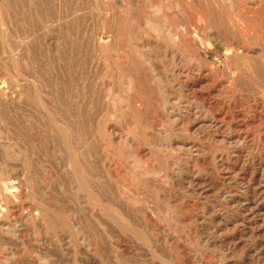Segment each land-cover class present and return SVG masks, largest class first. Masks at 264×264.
Returning a JSON list of instances; mask_svg holds the SVG:
<instances>
[{"label":"rangeland","instance_id":"1","mask_svg":"<svg viewBox=\"0 0 264 264\" xmlns=\"http://www.w3.org/2000/svg\"><path fill=\"white\" fill-rule=\"evenodd\" d=\"M233 1L235 3L230 4L228 0H0V83L3 91L0 92V134L2 133L1 135L3 136L0 135V166L2 167H0V194L3 193L1 195L3 198L0 196V238L2 239L0 240V250L2 251H0V261L7 256L5 246L10 245L12 249L13 247L15 249L13 250L18 264H31L30 262L32 261V264H264V153L257 154V156L243 149L239 156L240 159L234 158L231 160L224 171L215 168L211 169L212 161H214L213 156L223 154L225 158H232V154H230L227 145L213 140L212 137L208 138L210 135L207 136V132L196 137V143L205 147L201 151L203 158H206L204 159V165L211 169L205 175L208 178L210 187L207 194L203 197L196 194L197 196L190 195L188 197L184 195L182 199L180 198L177 204H197L198 208L193 212L176 214L175 216L177 217L169 212L170 205L174 203L173 199L165 198L164 194L158 190L148 192V188L142 186L137 188L132 185L129 176L132 171V161L130 159L125 158L121 161L123 177L115 174L118 177L116 178L113 175L112 179H115L116 184L124 186L132 196L144 197L147 204H155L158 209L148 212L138 209L130 210L125 212L126 215H124L122 213L124 211L119 210L115 206V202L116 204L120 202L119 197L115 196L111 190L109 192L107 184L100 176L103 169L100 166L104 164L102 153L107 154L112 159H120L118 154H116V147L108 137L112 126L116 124L111 118L108 108L116 93H119V91L120 93H125L127 90L129 81L127 80L128 70L122 64H118L116 58L123 57L122 62L125 61V56L118 49V42L121 43L123 48L125 46L127 48L128 38L122 25L129 21L134 23L132 32L138 36L140 44L149 41L148 44L151 43L155 47L156 45L161 46L158 48L159 51L152 48L148 52L153 54L154 58L151 54L150 56L153 58V64L160 76L162 74H168V76L172 74L169 64L170 58L166 53L169 48L167 42L163 40L164 36L162 35L164 33H161V31L157 32V30L153 32L147 22L156 21L157 23H162L167 20V25L171 27L172 32L178 34L183 40L192 41L197 36V38L203 37L208 42L210 41L206 43L212 44L208 56L205 58L203 53H201L200 57L202 60H200L198 55L194 57L195 63L198 65L197 72L194 73L197 79L194 85L195 89H193L195 97H197L196 105L203 106L204 104L211 108L215 116L219 118V121L232 125L234 133L247 134L246 137H249L247 139L250 144L256 143V138H262L263 143L258 144L264 150V109L258 110L257 108L258 105L264 103V76L254 70V65L249 62L246 56V52L253 53L256 51L261 54L264 71V0H237L238 3L236 0ZM213 6L219 10L222 9V12L224 11L222 13H225L221 20L222 22H210L209 17L205 15L206 12L204 11L207 10V7ZM237 6L241 7L243 12ZM234 21H239L246 29H239L242 39H244H241V43L236 42L233 45H229L233 49L241 47L239 49L244 52L243 59L239 63L227 62L224 51L221 50L222 45L219 42L216 43L218 40L231 38L236 34V30L232 27ZM258 27L259 29H257ZM255 30L257 31L256 34ZM248 34L253 37V41L250 40L251 38ZM179 53L176 65L181 69L185 61L181 59L182 54L180 51ZM85 54L91 55L88 66H85ZM231 65L234 66L232 67ZM144 66L149 67L148 65ZM226 67L232 72H229L230 75L225 71ZM247 67L250 68L251 73L247 72ZM200 76L204 80L205 85L198 82L200 81ZM86 77L89 80H86ZM104 78L106 81L103 80ZM180 79L181 82L185 81L183 77ZM97 80H100L107 87L112 85L113 89L112 91H108L106 88L102 89L100 98L99 95L95 94L92 95L93 99L91 93L95 92L92 86ZM168 80L164 81L163 84L168 85L170 78ZM10 81L12 82L10 83ZM44 84L46 86H43ZM86 84L89 87L83 89ZM39 85L41 86L39 87ZM25 90L27 91L23 93L22 91ZM136 90H139L138 87ZM85 92L90 93L88 98L93 103L90 111L92 115L90 131L91 129L93 131L87 134L86 138H84L82 133V123L77 120H81L79 110L83 99L81 96ZM103 92L105 93L103 94ZM112 94L115 95L113 96ZM130 94L134 95L133 92ZM41 95L44 96V99ZM38 96L41 100H39ZM170 100L173 101V98ZM255 102H258L257 105ZM222 105H225V109L222 108ZM45 114L48 115V119ZM102 117L105 118L103 119ZM157 122L160 123L159 121ZM165 127H167V123H165ZM121 128L130 130L133 134L136 132L134 126L126 125V123H123ZM223 131L220 129L219 134H222ZM75 140L76 142L78 141V144ZM85 143L91 147L92 152L88 174L84 173L81 163ZM207 143L210 145V149L213 147L212 149L215 152L211 151L212 149L208 150L209 145ZM111 145L112 147H110ZM42 147H44V150ZM94 150L96 153L93 152ZM32 151H35V153H32ZM163 155H165V159L155 158L147 150L141 162L142 164H149V166L158 170L162 169L161 171L165 172L170 168L167 164V159L172 160V158L176 159L181 156V154L173 152L164 153ZM59 159L63 160L60 161ZM65 159L68 160L65 161ZM69 159H72L78 169L82 171L80 175L74 173ZM99 162H101V165ZM49 163L50 165H48ZM238 163L240 165L244 163L246 176L249 178L252 176L256 179V194L248 192L246 198L230 179L234 175L233 170L237 168ZM97 167L98 170H95ZM65 176H67V179L64 178ZM241 176L244 177V174L241 173ZM36 181L40 182L36 183ZM246 181L247 179L243 182L248 186ZM171 184H169L170 193L173 190L175 193L181 191L175 184H172L173 186ZM34 187L38 190L35 191ZM184 188L187 189L186 186ZM28 191L30 193H26ZM38 191L41 193H38ZM226 195H229L228 198H224ZM78 196L79 198H77ZM141 197L137 198L141 199ZM10 198H12V201L9 200ZM45 199H48V202ZM95 199L97 200L95 201ZM97 201L101 202V205H107L111 208H104L105 210L96 208L94 203H97ZM171 201L173 202L170 203ZM12 202L15 203L12 204ZM102 202L107 203L102 204ZM109 203L112 204L110 205ZM247 203H252L257 208L249 210L241 206V204ZM88 208H90L89 212ZM41 209H43V213L40 214ZM106 212L109 216L105 214ZM233 212L240 214L235 215ZM116 215H120V218ZM31 216H34V218ZM115 216L118 220L115 219ZM216 216L219 217L215 219ZM26 218H28V221ZM174 218L178 219L174 220ZM50 219L54 220V222ZM179 222L180 224L183 223V225H178ZM52 224L54 225L52 226ZM9 225H17L18 247L14 244H9L10 242L13 243L11 236L8 235V231H11L8 228ZM6 234L8 238L10 237L9 239L6 238ZM27 243L30 245H27ZM205 246L206 249L204 248ZM34 247H37V249ZM38 250H40V253ZM194 254L202 257L203 262L197 260ZM223 254L227 257L223 256ZM19 256L21 257L20 259ZM38 257L41 259H38ZM9 264L16 263L11 262Z\"/></svg>","mask_w":264,"mask_h":264},{"label":"bare ground","instance_id":"2","mask_svg":"<svg viewBox=\"0 0 264 264\" xmlns=\"http://www.w3.org/2000/svg\"><path fill=\"white\" fill-rule=\"evenodd\" d=\"M125 1V0H124ZM177 1V0H176ZM217 1V0H216ZM230 2V4L235 3V1L233 0H228ZM242 1V0H240ZM3 2V1H2ZM237 2V0H236ZM218 3V2H217ZM228 3V2H226ZM225 3V4H226ZM238 3V2H237ZM207 4V2H206ZM221 4V3H220ZM229 4V5H230ZM240 4V3H239ZM219 5V4H218ZM235 5V4H234ZM202 6V5H201ZM210 6V5H209ZM220 6V5H219ZM217 7V6H216ZM238 7V6H237ZM236 7V9H238ZM204 8H206L204 6ZM231 9H233L232 7H230ZM157 10V9H156ZM203 10V9H202ZM206 10V9H205ZM222 10V9H221ZM219 10L218 8L213 7H207V10L204 11L206 12L205 15H207V17H209L210 22H222V18L224 17V14H222L223 12ZM239 10L242 11L241 7L239 8ZM230 11V10H229ZM227 12V11H226ZM236 12V11H235ZM130 13V12H129ZM156 13V12H155ZM232 14V12H230ZM131 14V13H130ZM238 14V13H237ZM244 15V14H243ZM230 16V15H229ZM227 18V17H226ZM235 18V17H234ZM225 19V18H224ZM239 20V19H238ZM249 20H251L249 18ZM113 21V20H112ZM233 21V20H232ZM231 21V23H232ZM253 21V20H252ZM121 23V22H120ZM149 23V26L152 28V31L154 32V30H157V32L161 31V33H164L162 36L163 40H165L168 44V50H166L167 55L169 56V64L171 67V72L172 74L170 76H168V74H162V76L159 75V72L157 73L156 71V67L153 64V54L148 53L150 49H156L159 51V47L156 45L153 46L151 45V43L148 44L144 42V44H140L139 42V38L137 35H135L132 32L133 29V21H129L127 23H124V25H122L123 30H125V33L127 34V48H123L121 46V43H119V51H122V54L125 56V61H123V57H117L116 58V62L118 64H122L125 69L128 70V83H127V90L125 93H116L114 100H111V104L110 107L108 108L110 111V115L111 118L116 122V124L114 126H112L108 137L110 138V141L113 143V145L116 147L113 148L116 150V154H118V156L120 157V159L115 160L110 158L107 154L102 153V160H103V166L100 163V168L103 167L102 169V173H101V178L104 180V182L107 184L108 186V190L110 192V190L115 194V196H118L120 199V202L116 204L115 202V206L119 209L122 210L124 212H128L130 210H142L144 212H148L150 210H155L156 208L158 209V206L154 205H149L146 203L144 197L138 196L137 197H141V199H138L135 196H132L131 194L128 193L127 189L122 186V185H118L115 183V179H112L113 175L117 174L118 176L121 175L122 176V162L123 159H130L132 161V171L129 174L130 176V180L132 185H135L137 188L139 186L148 188V192L152 191H159L162 192L164 194L165 198H170L174 200V203H172L173 201H171L170 203H172L169 207V212L172 215H176L179 213H187V212H193L196 211L198 208L197 204H192L187 205H179L177 204V201L182 197H184V195H187L188 197L190 195L195 196L196 194L201 195V197L205 196L209 190V183H208V178L207 176H205L207 174V172L213 168L217 169V170H223L227 167V164L233 160L234 158L240 159L239 156L242 152L243 149H246L247 151H249L251 154H262L264 153V150L261 149V145L259 146L258 143H263V139L262 138H256V143L254 144H250L248 139L249 137H246L247 134H237L234 133V131L232 130V125L227 123V122H223V121H219L213 110L207 106H205L203 104V106H197V97H195V91L193 89L194 85L196 83V76L194 75L195 72H197V63H195L194 57L196 55H198V57L201 59L200 55L201 53H203L204 57L206 58L211 50V45L206 44L209 43L208 40H205L202 38H196L192 41L190 40H183L178 34L173 33L172 29L169 25H167V20H164L162 23H157L156 21H150L147 22V24ZM244 24V22H242ZM113 24V23H112ZM215 24V23H213ZM225 24V23H224ZM247 24V23H245ZM250 24V23H249ZM211 25V24H210ZM219 25V24H218ZM222 25V24H221ZM229 25V24H228ZM256 25V24H255ZM261 25V24H260ZM113 26V25H112ZM118 26H120L118 24ZM216 26V24H215ZM228 27V26H227ZM232 27L234 28V30H236V34L234 35L233 33V37L231 38H225L222 40H218L216 41L219 42L220 45H222V49L224 51V55L226 56V60L227 62L233 61L234 63H239L242 61L243 59V51L240 50L239 48L241 47H237V48H230L229 45H233L236 42L241 43V33L239 31L240 28H244L245 27L239 22V21H234L232 24ZM246 27H248L246 25ZM252 27V26H249ZM219 28V27H218ZM221 28V27H220ZM117 29V28H116ZM216 29V28H215ZM227 29V28H226ZM259 29V27L257 28ZM225 30V29H222ZM256 31V30H255ZM156 32V31H155ZM156 32V33H157ZM216 32V31H215ZM248 32V31H247ZM260 32V30H259ZM110 33V32H109ZM120 33V32H119ZM123 33V31H122ZM229 33V31H228ZM257 33V31L255 32V34ZM116 34V33H115ZM191 34V33H190ZM217 34V33H216ZM224 34V33H223ZM247 34V33H246ZM254 34V35H255ZM106 35V34H105ZM249 35V34H248ZM109 36V35H108ZM160 36V35H159ZM256 36V35H255ZM95 37V36H94ZM145 37V36H144ZM187 37V36H186ZM230 37V36H229ZM250 37V35H249ZM93 38V37H92ZM160 38V37H158ZM162 38V37H161ZM206 38V36H205ZM244 38V37H243ZM250 40H254L252 39L253 37H250ZM257 38V36H256ZM95 39V38H94ZM93 39V40H94ZM248 39V38H247ZM262 39V38H261ZM99 40V38H98ZM115 40V39H114ZM113 40V41H114ZM244 40V39H242ZM263 41V40H261ZM104 42V41H103ZM116 42V41H115ZM126 42V41H125ZM154 42V41H152ZM157 42V41H156ZM112 43V42H111ZM155 43V42H154ZM244 43V42H243ZM242 43V44H243ZM255 43V42H254ZM116 44V43H115ZM209 46H206V45ZM218 44V45H219ZM166 45V44H164ZM247 45V44H246ZM213 47V46H212ZM253 47V46H252ZM100 48V47H99ZM109 49V48H108ZM218 49V48H217ZM214 50V49H213ZM73 51V50H72ZM154 51V50H153ZM179 51L182 54V58L185 61L184 66L180 69L178 68L179 66L176 65V59H178V55L180 54ZM71 53V52H70ZM99 53V51H98ZM156 53V52H155ZM222 53V52H221ZM76 54V53H75ZM95 54V53H94ZM150 54L153 56V58L150 56ZM157 54V53H156ZM160 54V53H159ZM163 54V53H162ZM161 54V55H162ZM246 56L247 59L249 60V62H251L254 65V70L263 74L264 76V71H263V58L261 56V54H259L258 52L254 51L253 53L251 52H246ZM78 55V54H77ZM100 55V54H99ZM111 55V54H110ZM91 56V55H90ZM90 56L85 54L84 55V60H85V66H88V62L90 60ZM157 56V55H156ZM116 57V56H115ZM161 57V56H160ZM224 57V56H223ZM78 58V57H77ZM93 58V56H92ZM168 60V59H167ZM77 61V60H76ZM110 61V60H109ZM183 61V60H182ZM183 61V63H184ZM222 61V60H221ZM99 62V61H98ZM245 62V61H244ZM166 63V62H165ZM179 63V62H178ZM200 63V62H199ZM168 64V62H167ZM213 64V63H212ZM229 64V63H228ZM232 64V63H231ZM243 64V63H242ZM245 64L247 65V63L245 62ZM251 64V65H252ZM117 65V64H116ZM144 65H148L149 67H145ZM167 66V65H166ZM178 66V67H177ZM232 66V65H231ZM234 66V65H233ZM232 66V67H233ZM122 67V66H121ZM213 67V66H212ZM168 68V67H167ZM166 68V69H167ZM158 69V68H157ZM170 69V68H169ZM245 69V68H244ZM243 69V70H244ZM247 72L251 73L250 68H248ZM161 70V69H160ZM110 71V70H109ZM164 71V70H163ZM226 72H230V69L228 67L225 68ZM232 71V70H231ZM239 71V70H238ZM246 71V70H245ZM253 71V70H252ZM125 72V71H124ZM162 72V71H161ZM242 72V71H241ZM246 72V73H247ZM105 73V72H104ZM169 73V72H168ZM200 73V72H199ZM232 73V72H230ZM229 73V75H230ZM234 73V72H233ZM108 74V73H107ZM119 74V73H118ZM117 74V75H118ZM248 74V73H247ZM259 74V73H258ZM261 74V75H262ZM16 75V74H15ZM101 75V74H100ZM111 75V74H110ZM113 75V74H112ZM260 75V76H261ZM124 76V75H122ZM168 76V77H167ZM262 76V78H263ZM115 77V76H114ZM181 77L185 78L184 82H181ZM102 78V76H101ZM125 78V77H124ZM170 78V82H168V85H164L163 82L167 81ZM204 78V77H203ZM235 78V77H234ZM247 78V77H246ZM96 79V78H94ZM107 79V78H106ZM109 79V78H108ZM121 79V78H120ZM86 80H89L88 77H86ZM105 80V78L103 79ZM111 80V79H110ZM202 77L200 76V81H198L199 83H203L204 84V80H202ZM231 80V79H230ZM106 81V80H105ZM169 81V80H168ZM264 81V80H263ZM12 81H10L11 83ZM37 82V81H36ZM35 82V84H36ZM88 82V81H87ZM93 82V81H92ZM125 82H127L125 80ZM94 83V82H93ZM107 83V82H106ZM15 84V83H14ZM43 84V82H42ZM85 84V83H84ZM90 84V83H89ZM111 84V83H109ZM118 84V83H117ZM16 85V84H15ZM83 85V84H82ZM205 85V84H204ZM258 85V84H257ZM4 86V85H3ZM41 85H39L40 87ZM43 86H46L45 84ZM7 87V86H6ZM9 87V86H8ZM22 87V86H21ZM37 87V86H36ZM89 85L86 84V87H84L83 89L88 88ZM94 88V92L95 93H91L92 95H102V89H107L108 91H112V85L111 86H106L104 83H102L100 80H97L96 83L93 84L92 86ZM114 87V86H113ZM138 87L139 90H136ZM17 88V87H16ZM27 88V87H26ZM38 88V87H37ZM117 88V87H115ZM201 88V87H200ZM14 89V87H13ZM12 89V90H13ZM20 91L21 89L18 88ZM23 89V88H22ZM41 89V88H40ZM46 89V88H45ZM30 90V89H29ZM39 90V89H38ZM65 90V89H64ZM91 90V89H90ZM263 90V89H262ZM22 91L23 93L26 92ZM31 91V90H30ZM40 91V90H39ZM38 91V94H39ZM85 91V90H84ZM89 91V90H88ZM92 91V92H93ZM258 91V90H257ZM261 91V90H260ZM0 92H3L1 90V83H0ZM37 92V91H36ZM133 92L134 95H131L130 93ZM5 93V92H4ZM11 93V92H10ZM21 93V92H20ZM19 93V94H20ZM43 93V92H42ZM105 92H103L104 94ZM108 93V92H106ZM115 93V92H113ZM9 94V93H8ZM13 94V93H11ZM22 94V93H21ZM20 94V95H21ZM32 94V93H31ZM90 94V93H89ZM88 92H85V94H83L81 96L82 101H81V105H80V110H79V114L81 117V120L77 119L78 121H81L82 123V130H83V134H84V138H86L87 134H89L91 131H93L91 129L90 131V124H91V101L88 98ZM45 95V93H44ZM109 95V94H108ZM113 95V94H112ZM113 95V96H114ZM3 96V95H2ZM1 96V98H2ZM15 96V95H14ZM42 96V95H41ZM202 96V95H201ZM5 98V96H4ZM18 98V96H17ZM39 98V96H38ZM42 98L44 99V96H42ZM57 98V95H56ZM93 98V96H92ZM91 98V99H92ZM111 98V96H110ZM109 98V100H110ZM173 98V101H171L170 99ZM42 99V100H43ZM94 99V98H93ZM92 99V100H93ZM16 100V99H14ZM19 100V99H18ZM17 100V101H18ZM22 100V99H21ZM20 100V101H21ZM39 100H41L39 98ZM47 100V98H46ZM7 101V100H6ZM45 101V100H44ZM49 101V100H48ZM99 101V100H98ZM97 101V102H98ZM199 101V100H198ZM8 102V101H7ZM10 102V101H9ZM104 102V101H103ZM200 102V101H199ZM2 103V102H1ZM100 103V102H99ZM256 103V102H255ZM254 103V104H255ZM258 103V102H257ZM256 103V105H257ZM10 104V103H9ZM8 104V105H9ZM49 104V103H47ZM69 104V103H68ZM97 104V103H96ZM104 104V103H103ZM206 104V103H205ZM40 105V104H39ZM42 105V104H41ZM51 105V104H49ZM71 105V104H70ZM74 105V104H73ZM99 105V104H98ZM97 105V107H98ZM101 105V104H100ZM107 105V104H106ZM199 105V103H198ZM46 106V105H44ZM43 106V107H44ZM72 106V105H71ZM210 106V105H209ZM48 107V106H47ZM107 107V106H105ZM11 108V107H10ZM41 108V107H40ZM50 108V107H49ZM69 108V107H68ZM219 108V107H218ZM222 108L225 109V105H222ZM258 110H263L264 109V103H261L260 105L257 106ZM101 109V108H100ZM107 109V108H106ZM105 109V111H106ZM78 110V109H77ZM102 110V109H101ZM40 112V110H39ZM43 112V111H42ZM46 112V111H45ZM49 112V111H47ZM103 112V111H102ZM34 113V112H33ZM78 113V112H77ZM108 113V112H107ZM76 114V112H75ZM74 114V115H75ZM102 114V113H101ZM35 115V114H34ZM39 115V114H38ZM47 116L48 119V115L45 114ZM72 115V114H71ZM77 115V114H76ZM41 116V115H40ZM50 116V115H49ZM105 116V115H104ZM109 116V114H108ZM36 117V116H35ZM74 117V116H73ZM45 118V117H44ZM43 118V119H44ZM50 118V117H49ZM103 118V117H102ZM105 118V117H104ZM103 118V119H104ZM34 119V118H33ZM67 119V118H66ZM76 119V117H75ZM102 119V120H103ZM51 120V119H49ZM33 121V120H32ZM38 121V120H37ZM45 121V120H44ZM54 121V120H53ZM70 121V120H69ZM68 121V122H69ZM157 121H159L160 123H158ZM228 121V120H227ZM230 121V120H229ZM34 123V121H33ZM44 123V122H43ZM65 123V122H64ZM76 123V122H75ZM98 123V122H97ZM129 124L132 125L136 128V132H134V134L130 131V130H124L123 128H121L122 124ZM165 123H167V127H165ZM233 123V122H232ZM71 124V123H70ZM100 124V123H99ZM101 124H103L101 122ZM41 125V124H40ZM59 125V124H58ZM67 125V124H66ZM76 125V124H75ZM81 125V124H80ZM93 125V124H92ZM34 126V124H33ZM36 126V124H35ZM71 126V125H70ZM73 126V125H72ZM95 126V125H94ZM49 127V126H48ZM68 127V125H67ZM74 127V126H73ZM77 127V126H76ZM35 128V127H34ZM38 128V127H37ZM43 128H45V126H43ZM69 128V127H68ZM92 128V126H91ZM103 128V127H102ZM41 129V128H39ZM46 129V128H45ZM65 129V128H64ZM67 129V128H66ZM74 129V128H72ZM76 129V128H75ZM78 129H80L78 127ZM220 129L224 130L222 132V134H219ZM70 130V129H69ZM42 131V130H40ZM64 131V130H63ZM164 131V133H163ZM62 132V131H61ZM205 132H207V136L208 138H211L215 141H219L222 142V144H225L228 146L229 148V152L230 154H232V158H228V157H224L223 154L219 155L216 151V153L218 155L213 156L214 157V161L212 164V168L209 169L208 167H206L204 165V159H206L205 157L203 158L202 156V149L205 148L204 146H202V144H197L195 139H197L196 137H199V135L201 134H205ZM35 133V132H34ZM33 133V135H34ZM46 133V132H45ZM60 133V132H59ZM68 133V132H67ZM77 133V132H76ZM80 133V132H79ZM78 133V134H79ZM2 134V133H1ZM0 134V135H1ZM38 134V133H37ZM50 134V132H49ZM61 134V133H60ZM64 134V133H63ZM73 134V133H71ZM105 134V132H104ZM29 135V134H27ZM43 135V134H42ZM41 135V136H42ZM65 135V134H64ZM67 135V134H66ZM77 135V134H76ZM80 135V134H79ZM106 135V134H105ZM2 136V135H1ZM31 136V135H30ZM35 136V135H34ZM37 136V135H36ZM40 136V135H39ZM45 136V135H44ZM69 136V133H68ZM71 136V135H70ZM78 136V135H77ZM107 136V135H106ZM259 136V135H258ZM3 137V136H2ZM62 137V135H61ZM64 137V136H63ZM73 137V136H71ZM92 137V136H91ZM206 137V136H205ZM33 138V137H32ZM36 138V137H34ZM43 138V137H42ZM47 138V137H46ZM51 138V136H50ZM49 138V139H50ZM206 138V139H208ZM41 139V138H40ZM75 139V138H74ZM105 139V138H104ZM34 140V139H33ZM43 140L45 141V139L43 138ZM77 140V139H76ZM75 140V142H76ZM86 140V139H85ZM106 140V139H105ZM107 140H109L107 138ZM209 140V139H208ZM207 140V141H208ZM211 140V139H210ZM212 140V141H213ZM250 140V139H249ZM39 141V140H38ZM43 141V142H44ZM37 142V141H36ZM41 142V141H40ZM78 142V141H77ZM76 142V143H77ZM254 142V141H253ZM30 143H31V139H30ZM39 143V142H37ZM47 143V142H46ZM69 143V142H67ZM101 143V142H100ZM104 143V142H102ZM200 143V142H199ZM32 144V143H31ZM34 144V142H33ZM78 144V143H77ZM111 144V143H110ZM208 144V143H207ZM38 145V144H37ZM70 145V144H69ZM68 145V146H69ZM204 145V144H203ZM209 145V144H208ZM216 145V144H215ZM34 146V145H33ZM42 146V144H41ZM44 146V145H43ZM78 146V145H77ZM105 147V145H103ZM226 146V148H227ZM47 147V145H46ZM112 147V145L110 146ZM208 147V146H207ZM222 147V146H221ZM39 148V147H38ZM44 150V147H42ZM73 149V147H71ZM91 147H89L86 143L84 145V151L82 152V157H81V163L83 165V171L85 174H88L90 171V158L92 155L91 152ZM213 148V147H212ZM211 148V149H212ZM40 149V148H39ZM52 149V148H51ZM67 149V148H66ZM79 149V148H78ZM210 149V145L208 150ZM222 149V148H221ZM224 149V148H223ZM222 149V150H223ZM42 150V151H43ZM47 150V149H46ZM75 150V149H74ZM147 150H149L151 152V154L155 157L158 158L160 157L161 159L164 158L165 159V155H163L164 153H175V154H181V156H177L178 158L173 159L172 160H168L167 159V164L170 166L169 170L162 172L161 170H158L154 167L149 166V164H142V160L144 155H146ZM215 150V149H214ZM217 150V149H216ZM225 150V149H224ZM1 151V150H0ZM38 151V150H37ZM69 151V150H68ZM213 151V149L211 150ZM35 153V151H32V153ZM44 152V151H43ZM42 152V153H43ZM77 152V150H76ZM95 152V150L93 151ZM215 152V151H213ZM60 153H64V152H60ZM73 153H75L73 151ZM96 153V152H95ZM101 153V152H100ZM224 153V152H223ZM227 153V152H225ZM249 153V154H250ZM2 154V153H1ZM15 154V153H14ZM19 154V153H18ZM76 154V153H75ZM74 154V155H75ZM109 154V151H108ZM11 155V154H10ZM38 155V154H37ZM45 155V154H44ZM68 155V154H67ZM205 155V154H203ZM14 156V155H13ZM21 156V155H20ZM46 156V155H45ZM48 156V155H47ZM50 156V154H49ZM60 156V155H59ZM62 156V155H61ZM226 156V155H225ZM242 156V155H241ZM258 156V155H257ZM4 157V156H3ZM7 157V156H6ZM42 157V156H41ZM249 157V156H248ZM15 158V156H14ZM13 158V159H14ZM45 158V157H44ZM48 158V157H47ZM51 158V156H50ZM62 158V157H61ZM64 158V157H63ZM257 158V157H255ZM5 159V158H4ZM9 159V158H7ZM92 159V158H91ZM208 159V158H207ZM29 160V159H28ZM60 160V159H59ZM58 160V161H59ZM63 160V159H61ZM60 160V161H61ZM68 159H65V161H67ZM70 160V159H69ZM101 160V161H102ZM228 160V161H227ZM23 161V160H22ZM27 161V160H26ZM40 161V160H39ZM38 161V162H39ZM43 161V160H42ZM46 161V160H45ZM48 161V159H47ZM53 161V160H52ZM160 161V160H159ZM51 162V160H50ZM147 162V161H146ZM156 162V161H155ZM210 162V160H209ZM247 162V161H246ZM245 162V163H246ZM249 162V161H248ZM253 162V161H252ZM30 163V162H29ZM48 163V162H47ZM66 163V162H65ZM150 163V162H149ZM241 163V162H240ZM240 163H238V165L236 166L237 168H235L233 170L234 175L230 178L237 186V188H239L240 192H242L241 194H243V196H245V198L248 196V192L251 193H255L257 192V189L255 188V180L252 176L249 178L248 176H246L245 173V165L244 163L242 165H240ZM254 163V162H253ZM68 164V163H67ZM70 164H72L73 167V171L75 174L80 175L81 174V170L78 169L76 163L71 159L70 160ZM161 164V163H159ZM208 164V163H207ZM206 164V165H207ZM234 164V163H233ZM50 165V163L48 164ZM96 165V164H95ZM99 165V164H98ZM166 165V164H165ZM210 165V163H209ZM236 165V163H235ZM252 165V163H251ZM36 166V165H35ZM52 166V165H51ZM92 166V165H91ZM208 166V165H207ZM1 167V166H0ZM43 167V166H42ZM49 167V166H48ZM233 167V166H232ZM259 167V165H258ZM262 167V166H261ZM264 167V166H263ZM2 168V167H1ZM71 168V167H70ZM94 168V166H93ZM163 168V167H162ZM229 168V167H228ZM49 169V168H48ZM63 169V168H62ZM238 169V170H237ZM44 170V169H43ZM98 170V167L97 169ZM129 170V169H128ZM216 170V171H217ZM228 170V169H227ZM264 170V168H263ZM67 171V170H66ZM72 171V170H71ZM130 171V170H129ZM230 172V170H228ZM261 171V170H260ZM43 173V172H42ZM54 173V172H53ZM232 173V174H233ZM241 173L244 174V177L241 176ZM27 174V173H26ZM49 174V173H48ZM55 174V173H54ZM70 174V173H69ZM91 174V173H90ZM89 174V175H90ZM38 175V174H37ZM50 175V174H49ZM66 175V174H65ZM94 175V174H93ZM88 176V175H87ZM95 176V175H94ZM116 176V175H115ZM114 176V178H115ZM116 176V178L118 177ZM127 175V177H129ZM28 178V176H26ZM38 177V176H36ZM67 176H65L64 178H66ZM73 177V176H71ZM217 177V176H216ZM23 178V177H22ZM97 178V177H96ZM120 178V177H119ZM25 179V178H24ZM30 179V177H29ZM33 179V178H32ZM39 179V178H38ZM37 179V180H38ZM67 179V178H66ZM89 179V178H88ZM123 179V178H122ZM245 179H247V183L248 186L245 185ZM35 180V179H34ZM40 180V179H39ZM43 180V179H41ZM129 180V179H128ZM211 180V179H210ZM22 181V180H21ZM28 181V180H27ZM29 181H33V180H29ZM44 181V180H43ZM70 181V180H69ZM72 181V180H71ZM84 181V180H83ZM90 181V180H89ZM117 181V180H116ZM38 181H36L37 183ZM40 182V181H39ZM38 182V183H39ZM50 182V181H49ZM73 182V181H72ZM71 182V183H72ZM75 182V181H74ZM121 182V180H120ZM118 182V183H120ZM24 184L25 181H23ZM46 183V182H45ZM66 183V182H65ZM92 183V182H90ZM175 184L177 187H179V193H175L172 191V193H170V189H169V184ZM211 183V182H210ZM12 184V183H11ZM41 184V183H40ZM62 184V183H61ZM79 184V183H78ZM82 184V183H81ZM116 184V185H115ZM171 184V185H172ZM14 185V184H13ZM31 185V184H30ZM42 185V184H41ZM44 185V184H43ZM75 185V183H74ZM80 185V184H79ZM84 185V184H83ZM82 185V186H83ZM174 185V186H175ZM214 185V184H213ZM262 185V184H261ZM19 186V185H18ZM17 186V187H18ZM36 186V185H35ZM173 186V185H172ZM186 186L187 189H185L184 187ZM235 186V185H234ZM32 187V186H31ZM37 187V186H36ZM40 187V186H39ZM38 187V188H39ZM61 187V186H60ZM73 187V186H72ZM88 187V186H86ZM105 187V186H104ZM130 187V186H129ZM258 187V186H257ZM35 188V187H34ZM65 188V187H63ZM77 188H79L77 186ZM227 188V187H226ZM81 189V188H80ZM107 189V188H106ZM185 189V190H184ZM19 190V189H18ZM16 190V191H18ZM32 190V189H31ZM38 189L35 188V191H37ZM44 190V189H43ZM84 190V189H81ZM97 190V189H96ZM238 190V191H239ZM40 191V190H39ZM38 193H41L39 192ZM88 191V190H87ZM84 191V192H87ZM178 191V190H176ZM228 191V190H227ZM226 191V192H227ZM1 192V189H0ZM19 192V191H18ZM24 192V191H23ZM33 192V191H32ZM147 192V193H148ZM192 192V193H191ZM17 193V192H16ZM25 193V192H24ZM26 193H30L29 191ZM43 193V192H42ZM77 193V192H76ZM161 193V194H162ZM3 193L0 194V196ZM33 194V193H31ZM89 194V193H88ZM156 194V193H155ZM159 194V195H161ZM222 194V193H221ZM220 194V195H221ZM240 194V193H239ZM26 195V194H25ZM24 195V196H25ZM34 195V194H33ZM32 195V196H33ZM44 195V194H43ZM77 195V194H76ZM100 195V194H99ZM140 195V194H139ZM157 195V194H156ZM231 195V194H229ZM229 195H226L224 198H228ZM233 195V194H232ZM247 195V196H246ZM4 196V195H3ZM88 196V195H87ZM111 196V195H110ZM197 196V195H196ZM2 197V196H1ZM13 197V196H12ZM26 197V196H25ZM34 197V196H33ZM163 197V196H162ZM218 197V196H217ZM242 197V196H241ZM252 197V196H251ZM3 198V197H2ZM1 198V199H2ZM39 198V197H38ZM37 198V200H39ZM79 198V196L77 197ZM93 198V197H92ZM108 198V197H105ZM147 198V197H146ZM159 198V197H158ZM157 198V200H158ZM191 198V197H190ZM222 198V197H221ZM220 198V199H221ZM238 198V197H237ZM7 199V198H6ZM24 199V198H23ZM27 199V197H26ZM83 199V198H82ZM149 199V198H148ZM193 199V198H192ZM196 199V198H195ZM202 199V198H201ZM232 199V198H231ZM8 200V199H7ZM6 200V201H7ZM9 200L12 201V198H10ZM35 200V199H34ZM33 200V201H34ZM48 202V199H45ZM80 200V199H78ZM97 199H95L96 201ZM169 200V201H170ZM184 200V199H183ZM187 200V199H186ZM194 200V199H193ZM197 200V199H196ZM239 200H241L239 198ZM248 200V199H247ZM3 201V200H2ZM5 201V200H4ZM15 201V200H14ZM22 201V200H21ZM20 201V202H21ZM81 201V200H80ZM104 201V200H103ZM155 201V199H154ZM182 201V200H181ZM202 201V200H201ZM224 201V200H223ZM8 202V201H7ZM10 202V201H9ZM25 202V201H24ZM32 202V201H31ZM220 202V201H218ZM217 202V203H218ZM15 202H12V204ZM18 203V202H17ZM23 203V202H22ZM35 203V202H34ZM45 203V202H44ZM101 203V202H100ZM98 201L97 203H94V206L96 208L99 209H109L111 207H108L107 205H101ZM103 203H107V202H102ZM169 203V202H168ZM206 203V202H204ZM245 203V201H244ZM257 203V202H256ZM3 204V203H1ZM7 204V203H6ZM48 204V203H46ZM86 204V203H85ZM88 204V203H87ZM110 205L112 203H109ZM114 204V203H113ZM151 204H153L151 202ZM160 204V203H159ZM201 204V202H200ZM203 204V203H202ZM221 204V202H220ZM236 204V203H235ZM16 205V204H15ZM49 205V204H48ZM51 205V203H50ZM53 205V204H52ZM205 205V204H204ZM209 206V204H207ZM6 207V205H4ZM39 206V205H38ZM162 206V205H160ZM159 206V207H160ZM203 206V205H202ZM235 206V205H234ZM241 206L248 208L249 210H253L255 208H257V206L252 205V203H247V204H241ZM55 207V206H52ZM51 207V209H52ZM71 207V206H70ZM77 207V206H76ZM204 207V206H203ZM240 207V206H239ZM34 208V207H33ZM32 208V209H33ZM45 208V207H44ZM74 208V207H73ZM92 208V207H91ZM94 208V207H93ZM223 208V207H222ZM227 208V207H225ZM232 208V207H231ZM18 209V207H17ZM22 209V208H21ZM27 209V208H26ZM49 209V208H48ZM50 209V211H51ZM57 209V208H56ZM88 208V212H89ZM104 209V210H105ZM163 209V208H162ZM167 209V207H166ZM203 209V208H202ZM236 209V208H235ZM6 210L8 211V209L6 208ZM37 210V209H36ZM161 210V209H160ZM200 210V209H198ZM1 211V210H0ZM35 211V210H34ZM56 211V210H55ZM103 211V210H102ZM162 211V210H161ZM166 211V210H165ZM228 211V210H227ZM10 212V211H9ZM8 212V213H9ZM104 212V211H103ZM110 212V211H109ZM112 212V211H111ZM137 213V211H135ZM168 212V211H167ZM199 212V211H197ZM196 212V214H197ZM230 212V211H229ZM242 212V211H241ZM37 213V212H36ZM40 214L43 213V209H41V211L39 212ZM50 213V212H48ZM91 213V212H90ZM118 213V212H117ZM139 213V212H138ZM159 213V212H158ZM195 213V212H194ZM234 213V212H233ZM237 213V212H236ZM107 215V212L105 213ZM128 214V213H127ZM145 214V213H144ZM148 214V213H147ZM153 214V213H152ZM170 214V215H171ZM189 214V213H188ZM204 214V213H203ZM235 214V213H234ZM240 214V213H238ZM235 214V215H238ZM36 215V214H35ZM150 215V214H149ZM171 215V216H172ZM186 215V214H185ZM191 215V214H190ZM200 215V214H199ZM226 215V214H225ZM229 215V214H228ZM231 215V214H230ZM16 216V215H14ZM41 216V215H40ZM109 216V215H107ZM113 216V215H112ZM118 216V215H116ZM115 216V217H116ZM120 216V215H119ZM118 216V217H119ZM128 216V215H127ZM180 216V215H179ZM13 217V216H12ZM34 218V216H31ZM111 217V216H110ZM114 217V218H115ZM177 217V216H175ZM199 217V216H198ZM219 217L216 216L215 219ZM222 217V216H221ZM14 218V217H13ZM17 218V217H16ZM31 218V219H33ZM39 218V217H38ZM113 218V217H112ZM120 218V217H119ZM173 218V217H172ZM25 219V218H24ZM28 221V218H26ZM30 219V218H29ZM117 219V217L115 218ZM178 219V218H174ZM194 219V218H193ZM197 219V218H195ZM223 219V218H222ZM235 219V218H234ZM39 220V219H38ZM52 220V219H50ZM118 220V219H117ZM121 220V219H120ZM124 220V218H123ZM26 221V220H25ZM35 221V220H34ZM43 221V220H42ZM47 221V220H46ZM54 222V220H52ZM51 221V222H52ZM181 221V220H180ZM191 221V219H190ZM221 221V220H220ZM14 222V221H12ZM17 222V221H16ZM37 222V220H36ZM185 222V221H184ZM187 222V221H186ZM189 222V221H188ZM197 222V221H196ZM195 222V223H196ZM22 223V222H21ZM43 223V222H42ZM49 223V222H48ZM178 223V222H177ZM217 223V222H216ZM214 224V223H213ZM1 225V224H0ZM31 225V224H29ZM34 225V224H33ZM32 225V226H33ZM45 225V224H44ZM54 224H52L53 226ZM177 225V224H176ZM178 225H183L179 224ZM195 226V225H194ZM4 227V225H3ZM36 227V226H34ZM179 227V226H176ZM8 228L11 229V231L9 232V236H11V240L13 241L9 243V244H14L18 247L17 245V225L16 226H11L9 225ZM37 228V227H36ZM184 228V227H183ZM186 228V227H185ZM21 229V228H20ZM39 229V228H38ZM151 229V228H150ZM155 229V228H154ZM2 230V229H1ZM37 230V229H36ZM125 230V227H124ZM215 230V229H214ZM5 231V230H4ZM38 231V230H37ZM178 231V230H177ZM6 232V231H5ZM166 232V231H165ZM181 232V231H180ZM134 233V232H133ZM179 233V232H178ZM221 233V232H220ZM176 234V233H175ZM7 235V234H6ZM8 235L6 238H8ZM5 236V235H4ZM135 236V235H134ZM137 236V234H136ZM209 236V234H208ZM3 237V236H2ZM10 238V237H9ZM8 238V239H9ZM20 238V237H19ZM208 238V237H207ZM221 238V237H220ZM21 239V238H20ZM19 239V241H21ZM134 239V238H133ZM210 239V238H209ZM212 239V238H211ZM217 239V238H216ZM215 239V240H216ZM0 240H2L0 238ZM10 240V241H11ZM148 240V238H147ZM201 240V239H200ZM223 240V239H222ZM221 240V241H222ZM7 241V240H5ZM23 241V240H22ZM208 241V240H206ZM213 241V239H212ZM217 241V240H216ZM215 241V242H216ZM233 241V240H232ZM203 242V240H202ZM234 242V241H233ZM31 243V242H30ZM214 243V242H213ZM212 243V244H213ZM220 243V242H219ZM238 243V242H237ZM207 244V243H206ZM222 244V243H221ZM20 245V244H19ZM22 245V244H21ZM27 245H30L27 243ZM4 246V245H3ZM24 246V245H23ZM34 246V245H33ZM33 246H31L33 248ZM204 246V245H203ZM221 247V246H219ZM2 248V246H1ZM35 249H37V247H34ZM206 249V246L204 247ZM212 248V247H211ZM210 248V249H211ZM217 248V247H216ZM3 249V248H2ZM6 249V254L7 256L0 261V264H9L11 262H14L16 264L17 260H16V256L14 253V247L12 249V247H10V245H6L5 246ZM21 249V248H20ZM192 249V248H191ZM215 249V246H214ZM219 249V248H217ZM1 251V250H0ZM40 253V250H38ZM45 251V250H44ZM42 251V252H44ZM114 251V250H113ZM2 252V251H1ZM41 252V253H42ZM46 252V251H45ZM56 252V251H55ZM198 252V251H197ZM3 253H5L3 251ZM58 253V252H57ZM199 253V252H198ZM221 253V252H220ZM224 253V252H223ZM17 254L19 255V253L17 252ZM38 255V254H37ZM55 255V254H54ZM119 255V254H118ZM195 255V254H194ZM21 256V255H20ZM19 256V259L21 258ZM189 256V255H188ZM197 260H200L203 262L202 257H199L197 255H195ZM193 256V257H195ZM223 256H225L223 254ZM124 257V256H123ZM190 257V256H189ZM192 257V256H191ZM227 257V256H225ZM24 258V257H23ZM40 257H38L39 259ZM48 258V257H47ZM115 258V257H114ZM213 258V257H212ZM29 259V258H28ZM37 259V260H38ZM41 259V258H40ZM106 259V258H105ZM45 260V259H44ZM47 261V260H46ZM118 261V260H117ZM126 261V260H125ZM27 262V260H26ZM48 262V261H47ZM198 262V261H197ZM25 263V262H24ZM31 264L33 263L30 262ZM122 263V262H121ZM201 263V262H200ZM28 264V263H27ZM130 264V263H129Z\"/></svg>","mask_w":264,"mask_h":264}]
</instances>
